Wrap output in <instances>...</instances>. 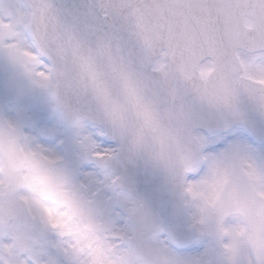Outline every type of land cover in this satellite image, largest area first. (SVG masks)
Instances as JSON below:
<instances>
[{
    "label": "snow or ice",
    "instance_id": "6c2138e0",
    "mask_svg": "<svg viewBox=\"0 0 264 264\" xmlns=\"http://www.w3.org/2000/svg\"><path fill=\"white\" fill-rule=\"evenodd\" d=\"M0 56L48 96L84 158L107 169L119 153L98 140L111 135L166 170L216 248L214 260L161 236L106 173L136 226L109 223L65 157L0 114V264H264V162L239 144L206 151L194 123L197 109L225 127L264 120V0H100L87 22L57 0H0Z\"/></svg>",
    "mask_w": 264,
    "mask_h": 264
},
{
    "label": "rangeland",
    "instance_id": "374dc122",
    "mask_svg": "<svg viewBox=\"0 0 264 264\" xmlns=\"http://www.w3.org/2000/svg\"><path fill=\"white\" fill-rule=\"evenodd\" d=\"M0 114L22 116L33 130V134L37 135L38 140L60 152L65 157L66 166L79 180L87 183L96 193L98 204L101 205L99 210L107 221L117 226L127 225L122 199L112 190L101 185L105 174H111L107 169L101 168L94 160L84 158L80 154L75 143L74 131L63 125L60 116L52 111L48 96L42 91L31 89L23 77L15 72L2 56H0ZM98 142L103 148H114L104 137H101ZM232 144L244 146L250 151L254 159L258 162H264V157L258 158L256 143L241 129H237L218 140H209L206 151L219 153ZM255 150L256 153H254ZM200 174V170H197L191 172L188 178H198ZM186 199L188 200V198ZM188 207L192 221L194 209L189 205ZM49 237L54 238L55 234L50 233ZM205 249L212 252L215 260V241L210 238L198 239L195 246L184 250L195 254L203 252Z\"/></svg>",
    "mask_w": 264,
    "mask_h": 264
},
{
    "label": "water",
    "instance_id": "95a60500",
    "mask_svg": "<svg viewBox=\"0 0 264 264\" xmlns=\"http://www.w3.org/2000/svg\"><path fill=\"white\" fill-rule=\"evenodd\" d=\"M99 2L100 0H57V3L69 6L70 11L82 22L89 20L91 6ZM194 123L200 133L208 136L242 127L249 131L255 140L264 142V120L254 111H250L246 124L236 123L225 127L219 118L197 109L194 113ZM104 137L115 144L113 150L119 153L107 168L114 174V178L119 177L144 203L151 221L159 230L163 226L169 237L184 241L182 246L193 244L197 236L190 224L186 195L169 173L145 157L130 156L126 151H122L119 141L111 135ZM126 219L130 226H136V222L130 219L127 213Z\"/></svg>",
    "mask_w": 264,
    "mask_h": 264
},
{
    "label": "flooded vegetation",
    "instance_id": "af4514ba",
    "mask_svg": "<svg viewBox=\"0 0 264 264\" xmlns=\"http://www.w3.org/2000/svg\"><path fill=\"white\" fill-rule=\"evenodd\" d=\"M257 153H258V158L262 159L264 157V145H258ZM264 160V158H263Z\"/></svg>",
    "mask_w": 264,
    "mask_h": 264
},
{
    "label": "bare ground",
    "instance_id": "6f19581e",
    "mask_svg": "<svg viewBox=\"0 0 264 264\" xmlns=\"http://www.w3.org/2000/svg\"><path fill=\"white\" fill-rule=\"evenodd\" d=\"M161 236H165L164 234H161Z\"/></svg>",
    "mask_w": 264,
    "mask_h": 264
}]
</instances>
